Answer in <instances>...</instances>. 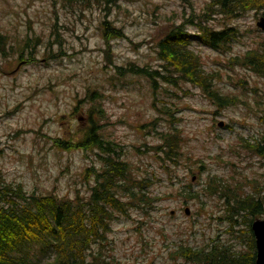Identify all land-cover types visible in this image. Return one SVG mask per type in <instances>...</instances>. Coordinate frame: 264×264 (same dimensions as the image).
<instances>
[{"label":"rangeland","instance_id":"374dc122","mask_svg":"<svg viewBox=\"0 0 264 264\" xmlns=\"http://www.w3.org/2000/svg\"><path fill=\"white\" fill-rule=\"evenodd\" d=\"M208 1L118 0L106 17L93 1L0 0V172L5 180L59 198L87 195L94 180L85 170L92 164L99 168L96 151L64 150L54 141L74 140L87 126V91L97 88L105 115L102 135L121 145L132 173L150 179L149 193L161 198L148 214L132 209L130 217L112 221L102 249L109 264H182L175 255L181 244L198 248L211 240L233 241L216 186H240L235 190L243 194L264 186V160L245 147L264 137V75L233 61L264 42L254 12L212 15L211 26L238 29L229 51L219 53L197 41L190 45L203 69L213 72L212 89L231 96L228 105L188 83L164 85L155 93L143 77L117 76L101 52L107 49L100 29L106 19L127 35L109 41L115 64L157 66V41L170 26L202 17ZM166 130L180 132L179 154L168 161L153 151ZM260 191L264 194V188Z\"/></svg>","mask_w":264,"mask_h":264},{"label":"trees","instance_id":"16d2710c","mask_svg":"<svg viewBox=\"0 0 264 264\" xmlns=\"http://www.w3.org/2000/svg\"><path fill=\"white\" fill-rule=\"evenodd\" d=\"M83 1H93L107 17L118 0ZM247 12H254L256 17L264 15V0H209L202 17L170 26L157 41V66L130 62L114 66V73L120 77L128 74L143 77L155 93L164 85L178 88L181 83H190L200 87L221 106L228 105L231 96L212 89L213 72L203 69L199 55L190 45L197 41L219 53L229 51L239 35L238 29L226 24L217 28L213 22L211 26L212 15L227 18ZM101 25L104 41L124 36L121 29L109 27L106 19ZM2 39L0 35V49H3ZM109 51V46L104 49L107 61L112 64ZM233 61L263 76L264 42ZM87 95L90 101L87 126L74 140L65 136L63 140H55L54 145L64 150L96 151L99 168L92 164L85 170L94 180L88 194L69 199L59 198L54 193L27 192L20 182H7L0 172V264H109L102 249L111 232L112 221L120 215L130 217L132 209L148 214L161 199L149 193L150 179L138 178L132 173L130 163L121 157V145L102 135L101 121L105 115L101 92L93 88ZM179 133L176 130L161 133V144L153 146V151L160 152L162 160H172L179 154ZM245 147L264 160V138L245 142ZM210 184L209 181L207 186ZM216 187L214 191L219 190V195L224 196L227 209L223 220L228 222L227 232L234 240L227 243L211 240L212 243L198 248L180 245L175 255L178 253L183 259L182 264H254L256 249L251 223L255 216L264 214V194L260 191L263 187H255L246 194L238 191L240 186H232V189L219 184ZM95 244L100 245L97 251L93 250ZM237 244L245 248L237 249Z\"/></svg>","mask_w":264,"mask_h":264},{"label":"water","instance_id":"95a60500","mask_svg":"<svg viewBox=\"0 0 264 264\" xmlns=\"http://www.w3.org/2000/svg\"><path fill=\"white\" fill-rule=\"evenodd\" d=\"M256 25L264 31V16H261ZM186 213L188 212L185 209ZM251 230L255 238L256 256L254 264H264V219L258 218L251 223Z\"/></svg>","mask_w":264,"mask_h":264},{"label":"bare ground","instance_id":"6f19581e","mask_svg":"<svg viewBox=\"0 0 264 264\" xmlns=\"http://www.w3.org/2000/svg\"><path fill=\"white\" fill-rule=\"evenodd\" d=\"M261 31L264 32L263 30H261ZM256 219H257V218H255L254 220H256ZM262 219H264V217H262ZM254 220H253V221H254ZM253 221H252V222H253ZM254 239H255V238H254ZM255 249H256V247H255Z\"/></svg>","mask_w":264,"mask_h":264}]
</instances>
